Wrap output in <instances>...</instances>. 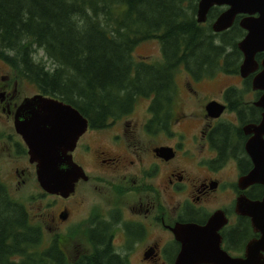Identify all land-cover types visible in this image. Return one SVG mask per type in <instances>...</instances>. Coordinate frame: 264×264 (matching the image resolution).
Listing matches in <instances>:
<instances>
[{"label": "flooded vegetation", "instance_id": "flooded-vegetation-1", "mask_svg": "<svg viewBox=\"0 0 264 264\" xmlns=\"http://www.w3.org/2000/svg\"><path fill=\"white\" fill-rule=\"evenodd\" d=\"M241 29L236 43L246 33ZM239 54L234 65L225 68L221 62V70L176 68L169 89L141 99L145 106L139 122L127 117L136 102L104 128L88 123L70 152L82 172L66 196L38 186L36 163L29 160L28 147L9 119L21 103L13 96L22 81L0 72V115L7 117L0 118V206L19 213L17 206L23 205L25 215L14 218L25 226L39 222L44 231L42 222L51 221L53 235L48 239L44 233L49 245L56 241L62 250L63 264H176L182 241L195 239L207 251L216 243L214 236L229 256L243 258L247 243L260 237L240 205L264 197V185L248 184L246 177L254 165L251 153L259 155L264 148V107L256 104L264 90L253 88L264 50L255 55L258 68L246 76L239 69ZM150 58L141 61L157 64L163 55L158 61ZM209 102L222 111L210 114ZM107 129V137L96 135ZM103 138L111 141L103 143ZM5 158L12 165L11 177L1 166ZM89 159L90 170L85 165ZM31 176L42 195L61 204L55 213L29 212V200L36 197L18 192ZM16 233L30 235L26 230Z\"/></svg>", "mask_w": 264, "mask_h": 264}, {"label": "trees", "instance_id": "trees-1", "mask_svg": "<svg viewBox=\"0 0 264 264\" xmlns=\"http://www.w3.org/2000/svg\"><path fill=\"white\" fill-rule=\"evenodd\" d=\"M196 4L0 0V61L11 69V78L72 104L91 128L101 129L109 119L128 113L135 102L169 89L176 68L221 70V62L238 61L236 40L243 31L237 22L215 34L210 22L218 8L210 10L206 23H198ZM150 40L158 41L163 58L148 65L135 58L134 50ZM17 209L19 213L0 206V264H63L56 241L48 244L39 222L25 226L16 220L25 215L23 205ZM16 230L30 235H17Z\"/></svg>", "mask_w": 264, "mask_h": 264}, {"label": "water", "instance_id": "water-1", "mask_svg": "<svg viewBox=\"0 0 264 264\" xmlns=\"http://www.w3.org/2000/svg\"><path fill=\"white\" fill-rule=\"evenodd\" d=\"M214 7L219 12L210 22L213 33L230 29L236 21L246 32L236 43L243 55L239 69L246 76L258 68L255 55L264 50V0H197L196 21L206 23ZM261 66V71L253 76V88L264 90V59ZM256 104L264 107V95ZM206 109L210 114L218 115L223 108L216 102H209ZM88 123V119L72 104L41 93L23 98L16 108L13 118L15 131L26 143L29 160L36 163L38 184L46 192L66 196L73 189L82 171L72 161L70 152L86 131ZM250 142L255 143L253 139ZM253 151L249 149V152ZM251 154L254 165L246 175L248 184L259 182L264 185V148L259 155ZM240 213L249 216L253 230L260 233L258 239L247 243L243 258L229 256L214 236L216 243L207 251L195 239H189L187 243L182 241V255L176 264H264V256L260 253L264 251V197L241 204ZM217 229L215 227L213 232Z\"/></svg>", "mask_w": 264, "mask_h": 264}, {"label": "rangeland", "instance_id": "rangeland-1", "mask_svg": "<svg viewBox=\"0 0 264 264\" xmlns=\"http://www.w3.org/2000/svg\"><path fill=\"white\" fill-rule=\"evenodd\" d=\"M160 49L161 48H160V44L158 43V41L150 40V41H147L145 43L138 45L136 47V49L134 50V56L136 59H138L140 61H141V57H144V56L145 57H147V56L151 57L150 61L151 60L152 61L153 60L158 61L159 55L161 57V50ZM41 55H42V51L38 50L37 51V57H40ZM44 59H46V57H44ZM10 70L11 69L9 67H7L2 61H0V72L1 73L4 72L7 74H11ZM211 84H213V83H211ZM220 84H222V83H220ZM16 86H17V90L15 91L13 98L16 99L19 103H20V101H22L23 98L33 96L35 94V92H37L36 88L32 84H29L26 82H20V83L17 82ZM210 86H217V85L213 84ZM144 106H145V104L142 100L137 101V104L134 106L133 113L127 115V117L130 119V121L139 122L142 120V118L144 116L143 115L144 114ZM0 118H7V117H6V115H0ZM9 119L11 122L13 120V117L10 116ZM7 129L11 131L10 127ZM110 133H111V130L107 129V130H102L99 133H96V135H99L102 137H107V135H109ZM85 137H86L85 140L87 142H89L88 135H86ZM110 141H111L110 138H103V143L107 144ZM90 150L91 151L93 150V144L91 145ZM84 152H87V150ZM75 153H77V152H75ZM6 155H8V153H6ZM83 164H84V162H83ZM92 164H93V162L90 159L85 161V165L87 166V168L89 170L91 169ZM1 166H2L3 170L6 172L7 176L11 177L9 171L11 170L10 167L12 165L9 163L8 159L3 160V164ZM78 180H79V178L74 182V184H76ZM18 194L19 195L22 194L23 196L27 195L28 198H30L31 196L36 197L34 199L29 200L30 204L28 206L29 212L34 216H37L38 214L45 213V212H47V213L54 212L55 213L61 207V204L58 203L57 200H53V197L50 196V194L49 195H48V193L43 194V195L41 194V189L39 187L36 188V183H35V179L33 176H31V178L24 185H21ZM48 203H50L51 206ZM32 218H34V217H32ZM42 223L44 225L43 227L45 229L44 231L47 235V238H48V235L52 236L54 232L49 229V226H51V221L50 222H42ZM73 245H77V240L71 244V246H73Z\"/></svg>", "mask_w": 264, "mask_h": 264}, {"label": "bare ground", "instance_id": "bare-ground-1", "mask_svg": "<svg viewBox=\"0 0 264 264\" xmlns=\"http://www.w3.org/2000/svg\"><path fill=\"white\" fill-rule=\"evenodd\" d=\"M182 255V254H181ZM13 259H14V257H13Z\"/></svg>", "mask_w": 264, "mask_h": 264}]
</instances>
